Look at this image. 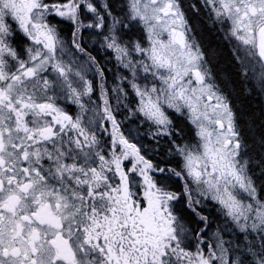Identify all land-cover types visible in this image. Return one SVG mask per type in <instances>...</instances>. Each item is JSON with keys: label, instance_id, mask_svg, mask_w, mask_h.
I'll return each mask as SVG.
<instances>
[{"label": "snow or ice", "instance_id": "snow-or-ice-1", "mask_svg": "<svg viewBox=\"0 0 264 264\" xmlns=\"http://www.w3.org/2000/svg\"><path fill=\"white\" fill-rule=\"evenodd\" d=\"M0 264H264V0H0Z\"/></svg>", "mask_w": 264, "mask_h": 264}]
</instances>
